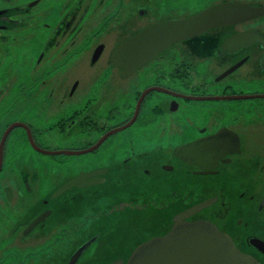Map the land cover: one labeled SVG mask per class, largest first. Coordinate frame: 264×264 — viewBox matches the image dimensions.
Listing matches in <instances>:
<instances>
[{
    "label": "flooded vegetation",
    "instance_id": "flooded-vegetation-1",
    "mask_svg": "<svg viewBox=\"0 0 264 264\" xmlns=\"http://www.w3.org/2000/svg\"><path fill=\"white\" fill-rule=\"evenodd\" d=\"M0 1L9 2L10 0ZM120 1L122 0L116 1V3L111 4V7L107 8L111 9L112 14H100L99 17L95 18L93 9L96 6V1L93 4H85L84 0H70L64 5L66 10H64L63 16L58 20L57 27L55 28L56 33L70 34L73 42H75L77 37L85 35L88 32L99 34L103 31L104 37L107 38L109 36L112 37V35H118V40L111 46L107 55L108 59H106L108 67H111L113 73L118 75H121V69L115 67L110 61V52L121 41L150 24L164 20L187 18L208 7L224 2H245L252 6L264 5V0H210L207 6L200 11L188 14L185 17L172 18L171 15L160 17L156 12V6L152 5V3L162 4L165 0H146L139 6V11L130 8L126 14L117 10V5ZM171 1L176 3L185 2V0ZM99 2L102 4L103 1L100 0ZM27 4L3 5L0 7V41L6 40V31L12 27H16L18 24V20H16L14 15H24L28 11L29 5ZM115 5L116 7L113 8ZM127 6H130V4ZM170 10L172 9L170 8ZM119 13H122V15L117 18ZM102 24L108 25V27L102 30ZM2 30H5V33H2ZM248 31H257L264 38V14L243 22L212 27L200 35L178 41L159 53L153 60L141 68L126 76L121 75L122 77H130L142 70L143 74H145L143 75L145 80H142L144 82L142 88L131 92V95H134V100L129 97L123 100V110L128 113L127 117L123 120L117 122L109 121L114 116V111L118 109L117 107H113L114 101L118 99L116 94L109 91H92L85 94L82 101H78V96L81 93L78 92L77 81L75 83L72 81L63 90L60 98H57L59 105L67 102L70 104L69 108L61 110L62 116L49 123L46 127L21 120L7 123L6 128H13L9 131L3 146L0 174L3 172L5 147L15 129L20 131L18 134L20 141L18 143L21 145L28 143L32 146V150L35 152L29 153L33 156L32 164H38L37 167L39 168L45 167L46 164L52 161L48 157L38 156L36 153L49 155L45 151H78L79 153L71 155H91L87 159H80L79 156L57 159L58 169H60V166L63 168L75 166L74 168L76 169L75 173L67 174L66 181L63 184L75 178L79 181L59 193L57 191L63 184L55 188L46 198H43L45 205H42L37 210L33 205L27 204L26 212L19 213L23 208L21 201L24 199V195L22 191L29 192L32 188H14L9 182H2V186L0 184V264H110L113 262L124 264L138 245L149 239L166 234L172 228L177 214L204 200H209V205L185 217L184 221L208 220L216 224L221 231L231 236L240 251L253 256L260 264H264V247L260 248L253 242L255 241L253 238H259L264 241V235L261 234L262 229H259V227H264V141L254 143L260 149L257 151L251 147V142L242 136V127H256L254 121L248 119L252 113V109L248 107V104L252 106V103L259 102L264 107V96L242 99L231 98V96L236 95L264 94V68L261 62V58L264 55V44L257 40L244 46H240V43H234L233 45L224 47L227 39ZM105 40L101 39L95 43L94 51L99 47L101 50L98 58L91 60L92 63L98 61L107 49ZM106 42L110 46L112 40H107ZM176 47L179 48L176 51L180 55L174 57V60L169 61L164 73L163 67L156 64L155 60L162 57L165 51L170 48L175 50ZM178 58L179 60H176ZM153 62L155 65L151 67L150 63ZM238 63L240 65L237 68L226 76L221 77L226 70ZM246 63H252V70L250 75L245 76V79L249 80L251 85L254 83L258 84L256 88L250 89L249 92H247L248 89L243 88V82L240 83L241 78L238 75L240 68ZM200 67L204 69H200ZM146 69L148 70L147 72L145 71ZM197 76L200 77L201 81L194 83ZM227 78L230 80H227ZM223 79H226L223 85L218 87L219 82ZM124 80L128 81V79ZM41 83L44 85V82ZM250 83H248V87L251 86ZM42 89L44 90V88ZM97 89L98 86L94 88V90ZM3 91V89H0V96ZM145 91L147 92L138 106L139 98ZM209 100H223L224 102H204ZM241 104L247 106L242 110L243 116L239 113ZM109 105L111 109L108 110L106 108L104 113L97 112L96 107ZM184 105L186 106L185 108ZM193 108L201 109L203 112H206L208 109H212V111L206 116L199 115L197 117L190 113V110ZM43 109L46 111L45 108ZM34 116L37 117L36 115ZM260 116L264 117L261 113ZM164 126L167 127L163 131V134L165 133L168 139L161 140L158 138L153 139V141L160 146L170 145L168 149L170 153H167L168 160L161 161L164 158L159 153L157 158L160 160L152 157L156 161L153 172L148 168H139L144 174L149 175L147 178H141L136 171H132L134 180L128 178V183L132 187H136L137 192L132 194V196L135 195L134 198L124 201L122 198L114 195L118 198L116 204L109 203L104 207L107 210L102 211L106 218L114 214H120L121 216L112 220H98L103 218L99 216L89 220L86 216L84 222L92 224L88 230L90 234L76 237L81 225L79 224L80 226L75 228L74 219L77 215L80 217L85 216V205L74 206L71 202H83L84 200L92 199L99 191L106 188L104 185L108 183L109 179L115 184L106 188L110 189L109 191L100 192L97 198L100 195L113 193L124 186L123 181H115L112 178L113 171L110 168L102 164L83 165L82 162L85 159L90 162H93L94 158L107 159L108 157H103L97 152L102 146L110 142L111 135L129 127H136L131 132V135L134 138L142 139L136 140L135 148L146 150L143 137L147 134H153L159 127ZM119 127L125 128L113 132L114 129ZM52 131L63 136L68 141L74 140L77 137H87L88 139H84L83 141L85 142L83 144L76 146L67 145L71 141L69 143L64 142L60 146H56L59 143H45V135ZM218 132L224 138H221L220 141H226L227 143L226 147L228 151L223 155L214 156L217 150H212L208 146L200 148L190 147L195 141L208 138ZM175 136H177V141L171 144ZM30 138L34 142V145ZM186 145H189L187 148L189 158L192 156L200 160V163H206V165L207 163H216L215 166L211 169L200 167L198 164L179 157V152L176 149L179 146ZM131 150L132 148L127 146L124 150L120 149L118 151L121 154L127 155ZM101 152L106 153L104 151ZM62 153L67 154L66 152L59 154ZM145 154V152L140 153L138 151L134 155L135 160H140ZM128 158L130 159V157ZM125 170L130 171L127 167H125ZM225 171L241 180L232 189V196L237 198L238 201H243L246 207L252 209V216H254L249 219V222H243L239 217H236L233 221L237 223L238 221L241 222L238 223V229L242 228L243 230L244 227L248 228L249 225L257 227L249 233L243 230L244 235L241 237L244 238L243 240H239L233 232H230L219 223L220 219L225 220V216L230 211L229 203L225 200L222 189L223 182L221 185L210 190L212 186L214 187L221 181L219 177ZM121 172L124 171H120V174ZM21 173L26 178L33 176L34 180H38L35 171L33 175H29L26 172ZM151 173H154V175L151 176ZM124 174L128 175L125 172ZM165 175H169L170 178H166ZM210 179L215 181L214 185L208 187V183L211 182ZM23 181L25 182V180ZM148 181H150L149 183L152 186L143 188V186H147ZM156 185L162 186L161 190L165 186V191L160 192V190L159 195L152 196L148 194L146 196L147 190L148 193L156 191ZM126 191H130V189ZM164 194L170 197L167 202L162 197ZM50 196L51 198H49ZM57 196L64 197L63 203L55 204L54 207L49 206L47 203H49L50 199H54ZM65 196L67 197L65 198ZM152 204L153 206H151ZM64 205L66 206L64 207ZM150 207L154 209L148 210ZM177 207L179 209L171 214V211ZM158 208H163L169 213L167 217H164L166 219L164 222L152 227L158 229V231H164L162 234L150 235L145 241H139L135 244L136 246L131 253L128 251L126 257L121 255L116 257L108 256V250L114 251V246L112 249L109 246L114 241V234L121 233L117 237V240L120 236H128L129 224L133 221H138V219L143 222L142 224L152 223L156 211L159 210ZM63 210L69 213V215H73L74 219L72 220L69 217L63 216L60 220L55 221L56 224L58 223L57 225L49 221L54 211L61 213ZM142 212L145 213L142 214ZM41 214L44 215L43 220L31 226L34 219ZM135 217L138 219H133ZM167 218H170V220L167 221ZM66 222H70L73 227L71 226L72 228L70 227V229L62 226ZM168 223L170 224L169 226L167 225ZM103 231L108 233V236H103ZM34 238L40 239L43 243V256L39 255V257H35ZM104 249H107V251L104 252ZM91 253H93V256L83 262L82 259ZM36 258H41L38 263V259Z\"/></svg>",
    "mask_w": 264,
    "mask_h": 264
},
{
    "label": "rangeland",
    "instance_id": "rangeland-1",
    "mask_svg": "<svg viewBox=\"0 0 264 264\" xmlns=\"http://www.w3.org/2000/svg\"><path fill=\"white\" fill-rule=\"evenodd\" d=\"M70 0H10L9 2L0 1L1 6H11L14 4H26L29 5L28 11L25 12L24 15H14L16 20H18V24L16 27H12L6 31V40L0 41V89H3V93L0 96V138L6 131L7 123H13L17 121H29L39 126L46 127L49 123L55 121L58 117L62 116L60 111L69 108L70 104L67 102L59 105L57 98L59 99L63 90L73 81L74 83L77 81L78 83V92L81 93L78 96V101H82L85 97V94H88L92 91L94 92H103L109 91L117 95L118 99H116L113 103V107H117L118 109L114 111V116L110 118V122H117L123 120L127 117L128 113L123 110V100L124 98H132L134 100V95H131L136 89H141L145 80L143 77V70L141 72H136V74L131 75L130 77H122L121 75L114 74L113 69L108 67L106 64L107 55L110 51L112 45H114L118 40V35H112V37H104V32L101 31L99 34L94 32H88L85 35H81L76 38L75 42L72 40V36L70 34L64 35L63 33H56L55 28L57 27L58 20L63 16V12L65 9L64 5ZM96 1L93 9L94 17H99L101 15L112 14L111 9H107L111 7V4L116 3L114 0H102V4H100V0H84L85 4H93ZM146 0H122L117 5L118 9L123 14H126L129 9H136L139 11V6L142 5ZM154 1V0H152ZM99 2V3H98ZM171 0H165L164 3H152V5L156 6V12L160 15V17H167V15H171L172 18H181L188 16V14H192L196 11H200L204 9L210 0H185V2H172ZM118 3V2H117ZM130 4V6H127ZM174 4V5H173ZM116 5L113 7L115 8ZM170 8L172 10H170ZM122 13H119L118 17H121ZM158 15V16H159ZM158 17V18H160ZM108 27V25H101V29L104 30ZM2 33H5V30H2ZM106 39V50L104 51L101 58L92 63V53L94 51V45L98 40ZM107 40H112V43L107 45ZM176 50H179L178 47L174 50L170 48L165 51L162 57L157 58L156 64L161 65L163 67V72H166V67L170 60H174V57L179 56ZM105 55V56H104ZM176 60H179L176 59ZM155 65V63H150ZM113 68V67H112ZM200 69H204L201 68ZM252 70V63H246L242 68H240L238 75L241 78V82H243V88L250 89L256 88L258 84L254 83L251 85L249 80L245 79L246 75H250ZM148 71L147 69L145 70ZM138 73V74H137ZM124 79H128L125 81ZM226 79H223L219 82L218 87H221ZM227 80H230L227 78ZM200 77L197 76L194 80V83H198ZM41 82H44L42 85ZM248 83L251 86L248 87ZM98 86L97 90L94 88ZM44 88V90L42 89ZM91 88V89H90ZM90 89V91H89ZM87 92V93H86ZM211 92V91H209ZM99 98V96H98ZM97 98V99H98ZM206 103H223V100H209L204 101ZM186 106L184 105V108ZM247 107L246 105L241 104L240 107V115L243 116V109ZM248 107L252 109V113L248 117L249 120L254 121L256 127H242V136L249 140L251 143V147L254 150L259 151L260 149L256 147L255 142L264 141V117L260 116V113L264 116V107L260 105L259 102L252 103V106L248 104ZM46 111H44V109ZM106 108L109 110L111 106H100L96 107L98 113H104ZM188 111V110H187ZM208 111V112H207ZM212 109L206 110L203 112L201 109L193 108L190 110L191 115L199 117V115L206 116L210 114ZM36 115L37 117H35ZM244 118V117H243ZM184 122V119H183ZM167 126L159 127V129L153 134H147L143 137L144 147L142 150L136 149L135 144L136 140H142L141 138H134L131 135V132L136 127H129L118 131L117 133L111 135L110 142L105 144L100 148L97 152L101 156L108 157L107 159L94 158L93 162L89 160L86 161L87 157L91 154L86 155H71V154H54V155H43L36 153L38 156L48 157L52 162L46 164L45 167L39 168L38 164L33 163V156L29 153L33 152L32 146L28 143L24 145L19 144L20 141L18 139L19 130L15 129L14 132L10 135L8 143L5 147V157L3 161V172L0 174V184L2 186V182H9L14 188H32L31 191L26 192L22 191L24 195V199H22L21 203L23 204V208L20 210L21 212H26L27 204L33 205L36 210L40 208L44 204V199L48 194H50L55 188H58L60 185L66 181L67 174L75 173V166H68L63 168L60 166L58 169V164L56 163L57 159H65V158H74L79 156L81 158H86L82 164H102L105 167L110 168L113 171L112 178L115 181H123L124 186L111 193H107L105 195H100L98 198V194L100 192L109 191L110 189H106L108 187L113 186L115 183L109 179L108 183L104 185L105 189L99 191L92 199L81 201H72L74 206L85 205V216L77 217L74 219L73 215H69L66 211H62L61 213H57L54 211L53 215L49 219V221L53 224H56L55 221L60 220L63 216L69 217L72 220L74 219L75 228L81 225L80 229L77 232L76 237L87 236L88 230L92 224H86L84 220H86V216L89 220L95 219V217H103L98 220H112L120 214H114L111 217L105 216L102 211L107 210L104 208L109 203H114L118 201V197L122 198L124 201H129L134 198L132 194H135L136 187H132L128 183V178L134 180V175L132 171H136L141 178H147L149 175L144 174L139 168H148L152 172L154 171L155 160L153 158H157L159 153L163 156V160L167 161V153H170V145L160 146L159 144H155L153 139L160 138L161 140H167L168 137L163 131ZM162 133V134H161ZM82 134V133H80ZM45 143H59L56 146H60L61 144L69 143V146L81 145L85 141L86 138L77 137L74 140H66L63 136L59 135L56 132H50L46 135ZM146 142H145V141ZM24 141V140H23ZM177 141V136H175L173 143ZM133 142V143H131ZM130 146L132 150L127 154H121L118 150L126 148ZM104 151L106 153H102ZM145 152V156H142L140 160H135V153L137 152ZM130 157V159L128 158ZM28 159V160H27ZM158 159V158H157ZM160 160V159H158ZM39 163V162H38ZM81 163V161H80ZM123 166V167H122ZM125 167H127L130 171H126ZM20 168V169H19ZM34 171L36 172V177L38 180H34L33 176H28L27 178L23 176L21 172H26L29 175H33ZM127 173L126 176L124 174ZM151 176L154 173L150 174ZM166 178H170L169 175H165ZM221 181L217 183L214 187L213 179H210L211 182L208 183V187L212 186L215 188L216 186L222 184V189L224 193L225 200L229 203V214L225 216V220L220 219L219 223L221 226L233 232L239 240H243L241 238L244 232L249 233L251 230L256 229L257 227L249 225V227L237 228L238 221L234 222L233 220L236 217H239L243 222H249L252 216V209L246 207L243 201H238L237 198L232 196V189L235 188L236 183L241 180L237 179L235 175L231 173L224 172L222 176L219 177ZM25 180V182L23 181ZM150 181L147 182V186H143V188L151 187ZM240 186V185H238ZM160 185H156V191H146V196L149 195H159V191L161 190ZM165 187V186H164ZM164 187L160 192H164ZM130 189V191H126ZM159 189V190H158ZM68 196V195H67ZM65 196V198L67 197ZM53 197V195H52ZM162 197L165 198V202H167L170 197L164 194ZM51 198V196L49 197ZM69 198V197H68ZM63 196L54 197V199H50L49 206L54 207L55 204H62L64 201ZM46 204V205H47ZM66 205H64L65 207ZM153 206V204L151 205ZM11 208V207H9ZM154 209V208H149ZM159 209V208H158ZM179 207L175 208L171 211V214L178 210ZM147 210V211H148ZM146 212V211H145ZM145 212H142L145 213ZM128 213V212H127ZM141 214V215H142ZM165 209L161 208L156 211L154 220L152 223L142 224L138 218L136 222H132L129 224V232L128 236H123L117 240V237L121 234H114V241L109 245L110 249L114 246V251L108 250L109 257L123 256L126 257V254L131 253L139 241H145L150 235L162 234L164 231H158L155 227L160 225L161 222H164L167 217ZM146 216V214H145ZM170 217V216H169ZM1 218V217H0ZM144 219V218H143ZM132 220V218H130ZM170 218H167L169 221ZM166 221V222H167ZM165 222V223H166ZM58 224V223H57ZM56 224V225H57ZM80 224V225H79ZM170 225L169 223L167 224ZM67 228H70L72 225L70 222H66L64 225ZM73 227V226H72ZM71 227V228H72ZM70 228V229H71ZM168 228V227H167ZM262 229L261 234L264 235V227H259ZM103 236H108V233L103 231ZM151 236V237H152ZM34 243V251L35 257L43 256L44 245L40 239H33ZM107 249H104V252ZM93 256V253L86 255L82 261L85 262ZM38 259V261L36 260ZM35 261L37 263L41 258H36ZM40 264V263H38Z\"/></svg>",
    "mask_w": 264,
    "mask_h": 264
},
{
    "label": "water",
    "instance_id": "water-1",
    "mask_svg": "<svg viewBox=\"0 0 264 264\" xmlns=\"http://www.w3.org/2000/svg\"><path fill=\"white\" fill-rule=\"evenodd\" d=\"M263 14L264 5L252 6L245 2L216 4L187 18L164 20L144 27L117 44L110 52L109 59L115 67L121 69V75L126 76L153 60L159 53L178 41L200 35L212 27L243 22ZM257 40L264 44V38L257 31L243 32L227 39L224 47L234 43H240V46H244ZM100 50L101 48L99 47L94 51L92 60L98 58ZM261 62L264 68V55L261 58ZM239 65L240 63L229 68L221 77L226 76ZM147 91L140 96L137 103L138 106ZM262 96L264 94H246L231 96V98L242 99ZM12 128L8 127L0 140V167L2 164L3 146ZM123 128L125 127L116 128L113 132ZM221 138L224 139L222 134L218 132L208 138L195 141L190 147L200 148L208 146L212 150H217L214 156H220L228 151L226 141H220ZM31 142L34 145L32 139ZM188 146H179L176 149L179 152V157L198 164L200 167L211 169L215 166L216 163H207L206 165V163H200V160L192 156L189 158ZM45 152L47 154H59L61 152H66L67 154L79 153L78 151ZM78 181L77 178L67 181L58 189L57 193L71 187ZM209 203V200H204L177 214L170 231L138 245L124 264H260L253 256L240 251L231 236L221 231L216 224L208 220L184 221L185 217L208 206ZM43 218V214L39 215L34 219L31 226L37 224ZM253 240L260 248L264 247L263 240L259 238H253ZM110 264H118V262Z\"/></svg>",
    "mask_w": 264,
    "mask_h": 264
}]
</instances>
